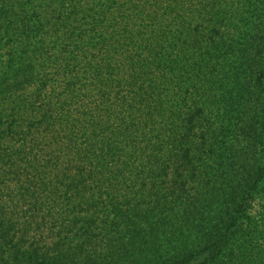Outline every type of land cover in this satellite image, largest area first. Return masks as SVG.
Segmentation results:
<instances>
[{
  "label": "rangeland",
  "instance_id": "374dc122",
  "mask_svg": "<svg viewBox=\"0 0 264 264\" xmlns=\"http://www.w3.org/2000/svg\"><path fill=\"white\" fill-rule=\"evenodd\" d=\"M0 13L13 66L0 65V222L17 223L23 251L11 264H28L39 206L60 208L57 181L89 163L88 196L145 217L129 232L137 255L210 241L214 264H264V180L249 189L264 167V0H5Z\"/></svg>",
  "mask_w": 264,
  "mask_h": 264
},
{
  "label": "trees",
  "instance_id": "16d2710c",
  "mask_svg": "<svg viewBox=\"0 0 264 264\" xmlns=\"http://www.w3.org/2000/svg\"><path fill=\"white\" fill-rule=\"evenodd\" d=\"M0 2L2 4L5 0ZM2 16L3 14L0 13V19ZM61 25L67 24L61 22ZM11 63L0 59V65H7L8 70L13 68ZM8 90L7 85L1 89L0 99L4 98ZM42 112L44 122L53 125L52 104L45 105ZM193 118L189 119L191 125ZM1 123H3L2 119H0ZM182 159H190L189 148L182 151ZM89 164L85 165V170L78 169L75 176H66L65 179L57 181L55 189L58 193L59 209L52 211L48 216V212L39 206V216L33 214L31 222L34 218H39V232H34L32 241L28 242L29 250L26 260L24 258L25 262L28 260V264H78L79 261L80 264H146L147 262L214 264L216 249L215 246L210 245V241L192 245L185 240H176L173 243L157 245L158 248H154L156 256L150 259L137 255L133 247L129 246V232L137 233L138 229L135 227L138 224L137 218L143 217L144 220L145 217L134 207L127 210V201L107 198L106 201L98 204L100 197L88 196L87 184L93 176L92 171L87 170ZM261 180H264V167L259 169L256 180L249 189L256 191ZM93 208L96 209L94 212H92ZM239 212L240 215L243 214L242 210ZM15 224L17 223L13 218L12 221H7L6 217L0 222V264H11V261L20 259L19 251L23 253L20 247L22 237L12 232ZM157 233V230L152 228L150 236L154 238ZM132 251L135 253L129 257L127 254ZM250 264L254 263L250 262Z\"/></svg>",
  "mask_w": 264,
  "mask_h": 264
}]
</instances>
